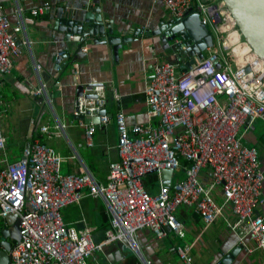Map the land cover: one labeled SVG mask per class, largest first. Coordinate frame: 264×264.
<instances>
[{
  "label": "built area",
  "instance_id": "2783aa9c",
  "mask_svg": "<svg viewBox=\"0 0 264 264\" xmlns=\"http://www.w3.org/2000/svg\"><path fill=\"white\" fill-rule=\"evenodd\" d=\"M156 1L173 18L198 13L213 45L188 69L155 57L145 88L149 121L134 125L131 132L118 114L119 159L110 162L107 181L98 180L87 166L82 174L63 173V157L39 137L18 161L0 162V216L17 214L22 219L10 264H102L97 253L114 242H124L139 254V233L144 228L158 238L169 231L185 236V224L177 215L181 206L194 208L209 226L224 216L228 204L235 220L227 223L240 245L252 236L255 247L264 252V214L257 212L264 204V169L258 147L246 144L241 133L245 124L264 120V60L242 36L225 0ZM51 7L39 6L31 13L37 16ZM22 32L25 36L19 40ZM30 45L22 22L13 25L7 15H0V75L11 73L22 47ZM94 90L96 97H78L76 116H96L106 107L104 87ZM31 93L51 103L45 83ZM99 118L100 124L110 120L107 113ZM78 122L92 145L98 125ZM41 130L65 134L66 125ZM5 148L0 120V154ZM163 170L183 171L184 177L172 183L170 178L168 183ZM152 174L160 181L156 193L145 183ZM218 188L222 203L216 197ZM86 196L103 198L110 212V226L100 243L93 239L92 226L78 229L63 219L62 208L78 205ZM191 247L176 248L184 264H195Z\"/></svg>",
  "mask_w": 264,
  "mask_h": 264
},
{
  "label": "crops",
  "instance_id": "0c3cea01",
  "mask_svg": "<svg viewBox=\"0 0 264 264\" xmlns=\"http://www.w3.org/2000/svg\"><path fill=\"white\" fill-rule=\"evenodd\" d=\"M46 4L52 6L50 10L37 16L31 13ZM89 11L101 15L105 23L112 21L114 34L124 39L118 55L113 54L112 46L99 36H89L80 42L75 34L68 37L67 31L59 27L62 23H57L60 18L73 15L78 19ZM2 14L7 15L13 25L23 23L31 45L22 47L11 73L0 75V120L6 136L1 164L18 161L27 144L39 137L63 157V173L82 174L87 166L98 180L107 181L110 162L119 159L118 114L124 116L131 132L134 125L148 123L145 88L152 74L153 60L159 56L182 64L177 61L182 57L173 55L164 37V32L169 30L168 22L174 18L156 0H0ZM17 36L22 40L25 33ZM60 53L69 57L58 62ZM42 82L47 86L51 103L44 96L31 93ZM97 85L104 87L110 120L97 124L93 144L89 145L86 128L78 122L74 112L77 99L82 96L79 87H83L86 96L95 93ZM259 120L242 126L241 133L246 144L258 147L264 168V136L256 133ZM59 123L66 125L65 134L41 130L46 125L52 128ZM178 177H184V172H173L169 177L162 174L164 181L172 178L171 183ZM158 179L157 175L146 178L154 186L151 193L157 192ZM216 197L218 202H224L221 188ZM257 212L264 214V204ZM62 215L65 222L75 224L78 229L92 226L96 243L105 240L110 212L103 198L86 196L80 204L62 208ZM177 215L185 224L184 237L169 231L168 236L158 238L152 230L144 228L139 233V254L124 242H114L97 253L100 262L184 264L176 248L192 245L190 252L195 264H221L225 258L227 264H264V252L255 247L252 236L246 238L240 251L228 257L240 245L237 233L227 223V220H235L228 204L224 216L209 226L192 207H179ZM15 224V220L0 216V264L11 262L10 252L1 245V240L13 242L3 231Z\"/></svg>",
  "mask_w": 264,
  "mask_h": 264
},
{
  "label": "water",
  "instance_id": "95a60500",
  "mask_svg": "<svg viewBox=\"0 0 264 264\" xmlns=\"http://www.w3.org/2000/svg\"><path fill=\"white\" fill-rule=\"evenodd\" d=\"M226 4L234 16L237 26L242 33L244 39L250 44L253 50L264 60V0H225ZM93 8V7H92ZM95 10V9H93ZM62 23L59 27L67 31V36L75 34L78 40L84 41L89 36L97 35L104 43L112 46L113 54L118 55L124 39L114 34L112 21L104 22L101 15H95L92 11L86 12L80 18L73 15L69 18H60ZM169 30L164 32L166 36L165 42L169 44L175 56H181L185 63L181 67L188 69L192 64L202 58L209 46L213 45L214 39L208 28L200 21L198 13H189L184 18H174L169 22ZM58 25V24H57ZM108 28V30H107ZM171 43H174L171 45ZM69 57L68 54H62L57 60L61 62L62 58ZM220 67V62L216 63ZM79 95H83V87H79ZM87 97H96L95 93L86 95ZM107 113L104 107L96 116L82 114L76 116L78 120L87 123L91 121L100 124L99 115ZM29 144H27V147ZM264 169V168H263ZM172 170H163L164 176H171ZM167 182H170L169 180ZM28 198H31L29 195ZM8 220H15L16 224L11 226L9 230H4V235L11 236L13 242H17L21 238V217L17 214H8L3 216ZM13 242L2 238L1 245L9 252L13 246ZM242 245L237 246L228 257H232L235 252L240 251ZM0 251V256H1ZM227 264V258L221 262Z\"/></svg>",
  "mask_w": 264,
  "mask_h": 264
},
{
  "label": "rangeland",
  "instance_id": "374dc122",
  "mask_svg": "<svg viewBox=\"0 0 264 264\" xmlns=\"http://www.w3.org/2000/svg\"><path fill=\"white\" fill-rule=\"evenodd\" d=\"M256 133L261 137L264 136V120L261 119L258 121Z\"/></svg>",
  "mask_w": 264,
  "mask_h": 264
},
{
  "label": "trees",
  "instance_id": "16d2710c",
  "mask_svg": "<svg viewBox=\"0 0 264 264\" xmlns=\"http://www.w3.org/2000/svg\"><path fill=\"white\" fill-rule=\"evenodd\" d=\"M149 176H151V175H149ZM145 183H146V186H147L148 190L151 191V188L154 187L153 184H150L146 179H145Z\"/></svg>",
  "mask_w": 264,
  "mask_h": 264
}]
</instances>
